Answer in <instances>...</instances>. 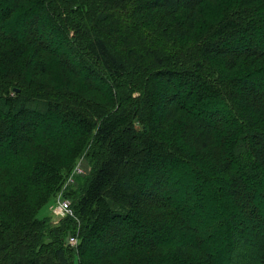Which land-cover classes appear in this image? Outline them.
Returning <instances> with one entry per match:
<instances>
[{"label": "trees", "instance_id": "obj_1", "mask_svg": "<svg viewBox=\"0 0 264 264\" xmlns=\"http://www.w3.org/2000/svg\"><path fill=\"white\" fill-rule=\"evenodd\" d=\"M260 80L264 0H0V264H264V193L239 187L264 186ZM180 183L188 210L209 192L217 248ZM60 190L70 213L40 216Z\"/></svg>", "mask_w": 264, "mask_h": 264}, {"label": "rangeland", "instance_id": "obj_2", "mask_svg": "<svg viewBox=\"0 0 264 264\" xmlns=\"http://www.w3.org/2000/svg\"><path fill=\"white\" fill-rule=\"evenodd\" d=\"M15 28V31L18 32V35L19 37L22 36V32L24 30V25L21 24V21L16 24V25H7L6 26V32L8 33H15L14 32V28ZM35 29L38 30V34L43 38L42 40L44 41V43L46 45H49V47H52V48H56V51H59L63 56L65 57H68L72 64H73V67H75L74 69L77 71V72H81L80 71V63L75 59V57H73V55L71 54H68L66 53V50H65V45L61 42H58L57 40H54L53 43L51 44L50 41L49 43L47 42L46 40V36H48V34L51 33V30L50 28L47 26V22L45 20L44 17H40L39 20H38V23L37 25L35 26ZM22 31V32H21ZM53 32V31H52ZM233 42V41H232ZM229 42V41H226L224 42V45L228 48L230 45H233L235 44V42ZM260 40L257 42L258 45H260ZM257 45V47H258ZM261 46V45H260ZM189 78V76L187 77V79ZM96 79V78H94ZM174 81H175V78H174ZM187 81V80H186ZM177 83V82H176ZM184 83L186 82H183L182 83V86L184 85ZM103 84H101L102 86ZM104 87V85L102 86ZM187 88V85H185L184 89ZM104 91H106L105 87H104ZM255 92L257 93H260V92H264V81L263 80H260L259 82H257V84L255 85ZM208 110V109H207ZM4 152V151H2ZM6 155H5V152L3 153L2 157L4 158ZM7 157V156H6ZM5 157V158H6ZM83 167L81 166V169L82 171H85V175H87L89 172H90V165L84 160L83 163H82ZM186 184V183H185ZM185 184L184 183H180V184H174L173 186L172 185H168L167 188H171V191H166V195L168 196H165V197H168L166 198V200H169L171 201V203L176 206L180 212H182L184 215H188L189 216V219L191 221L192 224H199L200 226H208L209 228L212 229V231L214 230V228H212L213 225H216L217 226V232L216 234H210L212 235L214 238H209L207 237L208 241L210 244H212L214 247L217 248L216 245H220V240L223 237V235H221L223 232H218V227L220 226V222L221 221H216V220H209V216L211 214V211H212V200L210 198V195H209V192L207 191L206 192V188L203 189V193H202V196H201V199L199 200V202L196 204L197 206H200V209L199 208H196V209H190L188 210V208H186V205L188 204H194V200H189V198H187L186 196V189L184 188L185 187ZM236 186L238 184H235ZM239 187H243L246 188V189H249L250 192L252 193V198L254 200V203H260V202H257V198H255L256 196V193L258 191H262L264 193V186H250L248 184L247 181H245V179L242 180V182H240V186ZM262 194V193H261ZM62 195H65V192L63 190H60V192L57 194L56 199L60 198ZM254 196V197H253ZM69 199V203H71V199ZM264 199L263 198H260V200ZM53 200V201H54ZM52 202L48 203L46 206H44L40 212V216H51V212H50V206L52 205ZM260 207H262L261 205H259ZM242 211V210H241ZM241 211L240 213L237 211V209L235 210V212L240 215L245 217L247 216L246 212H243L242 211V214H241ZM139 223H142V222H139ZM139 223H135L133 225V227H130V228H127V235L123 238H118L116 240H114L112 238V234H109V237H107V241H110L111 242H115L114 244L116 243H120L122 244L124 241H126L128 239V235L135 231V229H139ZM145 224H151V221L147 220L145 221ZM210 224H211V227H210ZM219 224V225H218ZM248 224H251L250 221H248ZM264 228V227H263ZM261 230H263L261 227L257 230V232H260ZM129 233V234H128ZM113 234H115V232H113ZM173 237H175L173 235ZM166 239H170L171 237L170 236H165ZM179 238V235L176 236V239ZM180 238H186V236L183 234L182 236H180ZM179 238V239H180ZM219 239V242H217ZM178 240V239H177ZM213 240H214V243H213ZM217 254V252H215ZM256 254V250L252 248V246H249L247 244V246H245L244 249L242 248H238L235 249L234 252H232V254H230V256L226 257V253L222 254L221 256L218 254V259L215 260L216 261V264H222V259L221 257L223 256L226 257L225 260H226V264H248L247 263V260H248V257L251 256V255H254Z\"/></svg>", "mask_w": 264, "mask_h": 264}, {"label": "built area", "instance_id": "obj_3", "mask_svg": "<svg viewBox=\"0 0 264 264\" xmlns=\"http://www.w3.org/2000/svg\"><path fill=\"white\" fill-rule=\"evenodd\" d=\"M81 166L83 167L82 161L76 165L72 174L74 173L83 174L85 171H82ZM74 181H75L74 177L70 175L68 179V183H73ZM70 206H71V203H69L68 197H66L65 195H62L60 198L56 199L54 204L51 205V210L55 216L64 217L68 213H70L69 212ZM77 242H78L77 237L75 235H70L69 243H71L72 245H75Z\"/></svg>", "mask_w": 264, "mask_h": 264}]
</instances>
